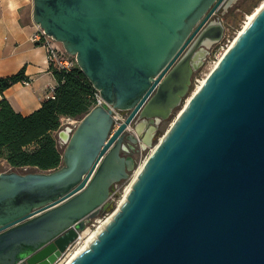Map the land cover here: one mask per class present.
<instances>
[{
  "label": "water",
  "instance_id": "95a60500",
  "mask_svg": "<svg viewBox=\"0 0 264 264\" xmlns=\"http://www.w3.org/2000/svg\"><path fill=\"white\" fill-rule=\"evenodd\" d=\"M222 1L33 0L34 21L129 114L112 131L111 108L96 105L61 131L60 167L0 172V264H52L109 209L135 166L123 154L126 138L137 141L127 128L137 118L157 128L182 105L196 68L189 46ZM224 32L204 28L197 47ZM97 235L68 264H264V6Z\"/></svg>",
  "mask_w": 264,
  "mask_h": 264
},
{
  "label": "trees",
  "instance_id": "16d2710c",
  "mask_svg": "<svg viewBox=\"0 0 264 264\" xmlns=\"http://www.w3.org/2000/svg\"><path fill=\"white\" fill-rule=\"evenodd\" d=\"M50 70L57 81L54 95L47 97L37 110L24 115L7 98L0 100V160L5 159L13 168L49 171L60 167L64 151L56 133L61 117H83L96 102L98 90L76 60L70 69L50 65ZM20 81H30L25 68L0 76V91Z\"/></svg>",
  "mask_w": 264,
  "mask_h": 264
},
{
  "label": "crops",
  "instance_id": "0c3cea01",
  "mask_svg": "<svg viewBox=\"0 0 264 264\" xmlns=\"http://www.w3.org/2000/svg\"><path fill=\"white\" fill-rule=\"evenodd\" d=\"M40 28L33 19V0H0V76L25 68L30 77L0 91V100L7 98L24 115L40 108L57 82L48 62L51 39L40 34ZM1 166L9 168L5 159L0 160V171Z\"/></svg>",
  "mask_w": 264,
  "mask_h": 264
},
{
  "label": "rangeland",
  "instance_id": "374dc122",
  "mask_svg": "<svg viewBox=\"0 0 264 264\" xmlns=\"http://www.w3.org/2000/svg\"><path fill=\"white\" fill-rule=\"evenodd\" d=\"M263 2V0H231V3L227 8H224L222 10V13L224 12L223 16V25L225 27V33L223 37V41L217 44H214L213 46L208 48V54L206 58L203 60L202 64L197 67L192 76V83L190 86V90L187 93L186 97L183 100V103L181 106L177 107L171 116L165 120H162L159 123L158 128L154 132V135L152 137V141L149 144H144L143 138L145 136V132H142L139 134L140 140L134 145L133 151L130 152H123L126 156L131 155L135 160V166L129 171L130 178H133V175L136 171V169L139 167L140 163H142L151 153L152 149L159 144L162 137L165 135V133L170 129L172 123L174 122L177 114L182 110L183 106L186 104L188 98L192 96V94L196 91L198 85L201 83V81L206 78L209 73L212 71L216 61L219 60V51L221 48V45H224L227 42L228 37L236 38L239 35V32L244 28V24L247 20V17L249 14L253 13L255 9L260 6V4ZM59 46L64 49L63 44L56 41ZM72 57H75L72 55ZM132 128L129 129L130 132H135L134 128L135 126L132 124ZM56 137L59 143L60 148L64 151L66 148V143L63 142L61 135L57 132ZM1 168H3L1 166ZM127 179V180H129ZM127 180H123L121 183L120 190L118 191V188H116L113 192L116 195V199L112 200L111 206H109V209H106L102 211L96 218H93L86 229L89 227L91 230H95L96 226L99 224L98 219H104V216L108 213H112L114 209L117 207L118 201L121 199L123 193L125 192V187L127 186L128 182ZM111 210V211H110ZM96 224V225H94Z\"/></svg>",
  "mask_w": 264,
  "mask_h": 264
},
{
  "label": "built area",
  "instance_id": "2783aa9c",
  "mask_svg": "<svg viewBox=\"0 0 264 264\" xmlns=\"http://www.w3.org/2000/svg\"><path fill=\"white\" fill-rule=\"evenodd\" d=\"M226 2V3H225ZM229 2L227 0H223L219 5L221 8L222 6L224 8H227V6H229ZM218 8V10H219ZM215 14L216 12H214L211 17L206 21V23L203 25V27L201 28V30L198 32V34L196 35V37L193 39V42L194 41H197L199 39V36L202 32V30L208 26H212V25H218V24H222L223 25V16H224V12L220 15H216L215 17ZM43 34L44 36L48 37L51 39V42L48 43L47 45V51H48V62H49V65H53L54 67H57L59 69H70L74 64H75V60L72 55H70L65 49H62L59 44L56 43V40H54L53 38H51L50 36H48L45 31L40 28V34ZM225 33V32H224ZM37 36H39V34H36L34 37H33V40L36 41L38 40L37 39ZM225 38V36L223 37V39ZM223 39L219 40V42L221 43L223 41ZM227 39V42L224 44V45H221V48H220V51H219V58L220 56H223L225 54V52L230 48V45L232 44V42L235 40V38L233 37V40L232 38L228 37L226 38ZM213 46V45H212ZM54 87H52L48 94H47V97H50V96H53L54 95ZM101 104H106L109 108H111L112 110V115H113V119H114V125H113V130L112 131H115L116 129H118V127L121 125V123L126 119V117L128 116L129 114V111H122V110H119L117 108H115L112 104L106 102L103 97L101 96L100 92L98 91L96 93V102L94 104V106L96 105H101ZM83 117H72V116H62L61 117V124H60V129L57 131L59 132V134H61V131H65V130H69L71 133L74 132V130L78 127V125L80 124L81 120H82ZM132 124L129 126V128L127 129H130L132 128L131 127ZM137 137H138V140H140V136L139 134H136ZM63 140V139H62ZM64 143H66L65 141H63ZM153 151V149H152ZM148 158V157H147ZM9 165V164H8ZM5 166V165H4ZM8 167V166H7ZM31 168L29 167H22V168H13L11 165H9V168H5L4 169L2 168V171H11V170H17V171H20V172H27L29 171ZM0 171V172H2ZM132 179L133 178H130L129 180H127L128 184L127 186H129L132 182ZM126 186V187H127ZM120 187H121V184L117 183L115 184L114 187H112V192H111V196H110V199L109 200H115L116 198V195L117 194H114V190L116 188H118V191L120 190ZM125 187V189H126ZM120 207V203L118 201V204H117V207L114 209V211H112V213H108L107 212V215L104 216V219H98V222L99 224L96 226L95 230H97L99 228V226L104 222L106 221L107 219H109L110 217H112L114 215V213L116 212V210ZM89 225V224H88ZM87 225V226H88ZM96 225V224H94ZM87 228V227H86ZM86 228L79 232L78 233V236L76 237V239L68 246V248L66 249L65 252L62 253L61 256H59L57 258V260L55 262H53L52 264H64L65 262V259L71 254V253H74L78 250H83L84 248L88 247L89 244L96 238H94L90 243H88V239L90 238V236L93 234V232L95 230H92V232H89L88 234L86 235H83V232L86 230ZM105 228V227H104ZM89 230H91V228L89 227L88 228ZM98 236V235H97ZM69 263V262H68ZM67 263V264H68Z\"/></svg>",
  "mask_w": 264,
  "mask_h": 264
},
{
  "label": "bare ground",
  "instance_id": "6f19581e",
  "mask_svg": "<svg viewBox=\"0 0 264 264\" xmlns=\"http://www.w3.org/2000/svg\"><path fill=\"white\" fill-rule=\"evenodd\" d=\"M263 6H264V0H263V2L260 4V6H258V7L255 9V11H254L253 13H251V14L248 15L247 20H246V22H245V24H244V28L239 32V34H240V33H241V32H242V31H243V30H244V29H245V28L251 23V21L254 19L255 15L261 10V8H262ZM237 37H238V36H237ZM237 37H236V38H237ZM236 38H235V40H236ZM235 40H234V41H235ZM234 41L232 42V44L234 43ZM198 42H199V41H195L194 44L197 45ZM212 42H213V41H212L211 39H206V40H203V41H202L203 44H201V45H203V46L200 45L201 47L198 48V50H197V51L194 53V55H193V60H192V62H193L194 67L197 68L198 66L201 65V63H202V58L205 56V52H206V50H207L209 47H211ZM232 44H231V45H232ZM231 45H230V47H231ZM198 47H199V46H198ZM192 49H193V48H192ZM192 49H191V50H192ZM221 58H222V56H220L219 60H220ZM219 60L216 61L214 67L217 65V63L219 62ZM214 67H213V68H214ZM205 79H206V78H204V79L201 81V83L198 85L197 88H199V87L204 83ZM190 98H191V96L188 98L187 101H189ZM155 129H156V126H155V125H151V123L149 122L148 119H141V120H139L138 124H137L136 127L134 128V130H135L137 133H139V134H141L142 132H145V136H144V138H143V142H144V144H149V143H151V141H152V137H153V135H154V130H155ZM157 146H158V145H156V146L153 148V150H154ZM146 159H147V158H146ZM146 159H145L142 163H140L139 167L136 169V171H135V173H134V175H133V179H132L131 184H130L129 186L126 187L125 192L123 193L121 199L119 200L120 205L124 202L125 199H127V194H128L129 191L131 190L132 185H133L135 179L137 178L139 171H140V170L142 169V167L144 166V163H145ZM112 217H113V216H112ZM112 217H110L109 219H107L106 221H104V222L99 226V228L93 232V234H92V235L90 236V238L87 240L88 243H90L95 237H97V234H98V233H99V232H100V231L106 226V224L112 219ZM89 232H92V230L86 229V230L83 232V235H86V234H88ZM80 251H81V250H78V251H76V252H74V253H71V254L65 259L64 264H67L68 262H70L74 257H76V255H77Z\"/></svg>",
  "mask_w": 264,
  "mask_h": 264
},
{
  "label": "flooded vegetation",
  "instance_id": "af4514ba",
  "mask_svg": "<svg viewBox=\"0 0 264 264\" xmlns=\"http://www.w3.org/2000/svg\"><path fill=\"white\" fill-rule=\"evenodd\" d=\"M229 3H231V0H227ZM226 3V2H225ZM220 7V5H218V7L215 9V11L214 12H216V14H215V17H216V15H220L221 14V12H222V10L224 9V7L222 6L221 8H219ZM218 8H219V10H218ZM213 12V13H214ZM195 42V41H194ZM194 42L192 41V43L190 44V46H189V50H190V52H192V55H194V53L198 50V48H200L201 46H203V45H201V46H199V47H197V45H195L194 44ZM219 41H216V42H214L213 43V45L214 44H217ZM193 48V49H192ZM192 49V50H191ZM203 60H204V58H202ZM203 60H202V62H203ZM202 64V63H201ZM195 68V67H194ZM196 69V68H195ZM139 120H141V118H137L134 122H133V125L136 127V125L138 124V122H139ZM151 125H153V124H151ZM159 126V125H158ZM158 126H157V128H158ZM156 128V129H157ZM156 131V130H155ZM137 132L135 131V136H136V138H137V141H133V140H131L130 138H126V144L129 146V148H130V150H125V153L126 152H130V151H133V149L135 148L134 147V145H136V143L138 142V137H137ZM123 182V180L121 181V182H119V184H121ZM115 185H113V187H114ZM113 189H111V191H112ZM108 206H111V204H112V201L111 200H109L108 201ZM48 257L47 258H44V260L43 261H48Z\"/></svg>",
  "mask_w": 264,
  "mask_h": 264
}]
</instances>
